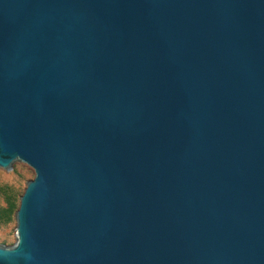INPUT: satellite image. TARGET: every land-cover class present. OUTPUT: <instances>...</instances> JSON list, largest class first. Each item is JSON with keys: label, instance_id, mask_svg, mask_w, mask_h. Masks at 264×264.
Returning a JSON list of instances; mask_svg holds the SVG:
<instances>
[{"label": "water", "instance_id": "1", "mask_svg": "<svg viewBox=\"0 0 264 264\" xmlns=\"http://www.w3.org/2000/svg\"><path fill=\"white\" fill-rule=\"evenodd\" d=\"M18 168L0 264H264V0H0Z\"/></svg>", "mask_w": 264, "mask_h": 264}, {"label": "rangeland", "instance_id": "2", "mask_svg": "<svg viewBox=\"0 0 264 264\" xmlns=\"http://www.w3.org/2000/svg\"><path fill=\"white\" fill-rule=\"evenodd\" d=\"M34 178V171L18 168L13 176L0 171V246L14 245L15 213L26 184Z\"/></svg>", "mask_w": 264, "mask_h": 264}]
</instances>
